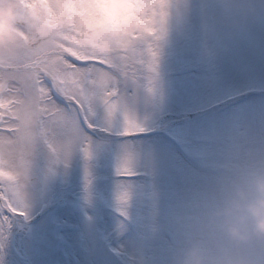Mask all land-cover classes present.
<instances>
[{
    "label": "rangeland",
    "instance_id": "374dc122",
    "mask_svg": "<svg viewBox=\"0 0 264 264\" xmlns=\"http://www.w3.org/2000/svg\"><path fill=\"white\" fill-rule=\"evenodd\" d=\"M177 2L180 9L173 11L162 44L154 92L129 91L125 108L108 122L109 132L115 130L113 135L121 138L95 134L90 159L76 145L66 167L51 169V154L39 146L31 175L39 178L42 189L30 184L29 218L17 221L8 232L0 250L2 264H173L176 255L168 253L169 248L218 238L217 213L238 200V193L258 172L264 176V45L208 39L206 34L221 27H208L205 34L201 24H192L199 12L187 0ZM99 9L87 21L101 25L97 39L136 23V6L131 3L120 11L105 4ZM189 10V17L183 18ZM211 18L223 19L217 14ZM239 32L253 30L243 26L232 34ZM97 124L104 129L102 108ZM126 125L144 130L123 138L120 132ZM169 136L183 141L181 150L197 157L201 168L185 161ZM126 145L135 173L131 176L120 174L125 171ZM125 192L145 198L168 195L123 211L144 228L154 232L162 227L167 232L165 221L186 219L192 221V233L175 232L172 246L165 234L135 231L95 203ZM179 193L186 197L177 198ZM249 255L256 264H264V254L250 250Z\"/></svg>",
    "mask_w": 264,
    "mask_h": 264
},
{
    "label": "snow or ice",
    "instance_id": "6c2138e0",
    "mask_svg": "<svg viewBox=\"0 0 264 264\" xmlns=\"http://www.w3.org/2000/svg\"><path fill=\"white\" fill-rule=\"evenodd\" d=\"M32 3L55 15L69 32H78L107 0ZM127 3L136 6V23L110 34L115 43L111 56L79 54L68 43L71 37L62 33L59 39L37 44L15 61H0V250L13 224L29 218L28 188L39 146H46L51 154L50 169L61 164L66 167L76 145L90 159L91 137L100 131L98 110H104V130L108 132L111 117L125 108L126 93L135 94L141 88L154 92L162 44L180 4L177 0ZM146 21L154 25L148 31L144 30ZM124 119L128 121L129 116L125 114ZM143 130L126 125L120 135L128 137ZM131 164L126 145L125 171L120 174L134 175ZM128 199L126 192L119 198L122 204Z\"/></svg>",
    "mask_w": 264,
    "mask_h": 264
},
{
    "label": "clouds",
    "instance_id": "9594fccd",
    "mask_svg": "<svg viewBox=\"0 0 264 264\" xmlns=\"http://www.w3.org/2000/svg\"><path fill=\"white\" fill-rule=\"evenodd\" d=\"M126 3L127 0H107L105 5L120 11ZM246 11L252 13L253 9ZM87 21L80 31L69 32L55 15L43 12L41 5H33L32 0H0V61H15L37 44L59 39L62 33L71 37L68 43L79 54L111 56L115 43L110 34L122 29H111L107 38L100 40L95 32L101 25ZM150 26L154 25L146 21L144 30L148 31ZM260 172L250 180L246 190L238 193V200L217 213L218 238H211L210 243L190 241L174 257L173 264H256L250 250L264 254V176Z\"/></svg>",
    "mask_w": 264,
    "mask_h": 264
},
{
    "label": "bare ground",
    "instance_id": "6f19581e",
    "mask_svg": "<svg viewBox=\"0 0 264 264\" xmlns=\"http://www.w3.org/2000/svg\"><path fill=\"white\" fill-rule=\"evenodd\" d=\"M194 12H199L196 14L195 18L192 21L193 25L201 24V29L206 34V29L211 26L218 25L221 27V30L215 34H206L205 37L208 39H219V38H229L231 41H239L244 40L248 42L253 41H261L264 45V0H187ZM253 9L252 13H247L246 9ZM190 10L183 15V18L186 16L189 17ZM212 14H217L218 16H222L223 19L214 21L211 17ZM249 27L253 30V32H239L237 34H232L234 31L238 30L240 27ZM199 38H203L201 35L196 34ZM195 36V35H194ZM264 48V47H263ZM104 136L106 133L99 131ZM97 132L96 134H98ZM100 135V134H98ZM172 140L176 150L180 153L182 158L187 161L189 164L194 166L195 168H201L199 166V161H197V157L191 156L189 154L184 153L181 150V146L184 144L178 138H173L169 136ZM111 138V137H109ZM168 195L159 194L153 195L145 198L144 196H129V199L125 204L120 203V196L116 197L108 194V197L105 201H98L95 203L103 208L106 211H111L120 218H122L125 222L129 224V226L135 230L140 231L144 234H165L169 240L171 241L172 246L174 244V238L172 235L177 233L182 234H191V229L188 226L192 225L191 220L183 219L180 222H168L169 227L167 228V232L162 230V227L158 228L156 231L151 232L148 228H144L142 222L137 219L131 218L130 216L121 215V213L133 206H140V204L145 205L147 202H157L163 198H167ZM186 197L183 193H179L177 198L181 199ZM190 197V196H187ZM191 198V197H190ZM182 249H178L175 247L169 248L170 254L177 255L180 253ZM162 253V251H161Z\"/></svg>",
    "mask_w": 264,
    "mask_h": 264
},
{
    "label": "water",
    "instance_id": "95a60500",
    "mask_svg": "<svg viewBox=\"0 0 264 264\" xmlns=\"http://www.w3.org/2000/svg\"><path fill=\"white\" fill-rule=\"evenodd\" d=\"M31 185L35 188V189H40L42 184L40 183V181L37 178H34L31 180Z\"/></svg>",
    "mask_w": 264,
    "mask_h": 264
}]
</instances>
